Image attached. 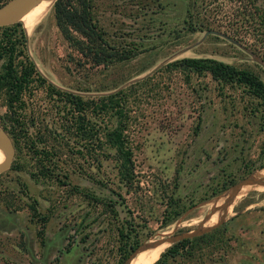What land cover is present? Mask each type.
I'll list each match as a JSON object with an SVG mask.
<instances>
[{
  "label": "rangeland",
  "instance_id": "374dc122",
  "mask_svg": "<svg viewBox=\"0 0 264 264\" xmlns=\"http://www.w3.org/2000/svg\"><path fill=\"white\" fill-rule=\"evenodd\" d=\"M55 1L32 31L14 21L25 30V52L42 82L33 76L11 109L0 90V128L11 135L14 149L9 169L0 174V264H59L64 249L80 264H118L134 235L140 245L192 231L211 202L223 205L225 197L216 199L228 189H220L224 183L255 171V178L264 179L260 103L208 75L186 80L164 69L182 58H208L249 69L264 84V61L254 52L219 36L203 38L207 31L186 32L188 11H198V19L221 34L227 26L223 17L234 9L229 1L214 2L220 15L211 16L195 0H89L103 32L96 56L63 39L53 16ZM257 5L264 10V0ZM115 51L129 57L117 61L109 56ZM47 86L82 102L123 91L129 185L118 179L114 152L104 157L97 151L105 139L102 128L112 120L83 112L98 127L97 138L86 142L74 128L77 113ZM235 196L217 227L224 230L219 250L170 264H264V188L243 185ZM182 206L184 211L163 226L166 212ZM119 228L129 239L118 237ZM171 245L135 252L129 264L148 255L155 262Z\"/></svg>",
  "mask_w": 264,
  "mask_h": 264
},
{
  "label": "trees",
  "instance_id": "16d2710c",
  "mask_svg": "<svg viewBox=\"0 0 264 264\" xmlns=\"http://www.w3.org/2000/svg\"><path fill=\"white\" fill-rule=\"evenodd\" d=\"M7 0H0V6ZM201 5V11L207 15H220L213 5L216 1L221 0H195ZM234 7L230 15L223 17L226 19L227 26L221 34L232 41L245 46L250 51L257 54L264 61V10L257 5V0H227ZM244 1V3H243ZM217 8V5H216ZM193 15L188 11L183 24L186 26L187 33L212 31L214 28L211 22H203L198 19L199 12ZM222 13V12H221ZM53 16L55 25L65 41L75 46L77 50L83 46L89 51L92 50L94 55L101 51L100 42L102 41L103 32L98 27L96 20L92 16L89 0H56L53 5ZM210 16V17H211ZM230 23V24H229ZM231 23L236 24L232 28ZM21 24V23H20ZM20 24H13L11 27L0 28V90L5 91L7 105L11 109L13 105L21 101L25 89L33 80V76L39 81L38 74L34 69L25 52L24 29ZM22 27V28H21ZM24 30V31H23ZM218 31V30H217ZM250 41V42H248ZM101 52H99L100 54ZM109 56L119 61L127 59L129 55L115 51ZM99 61V59H97ZM168 71H177L189 79L190 75L205 76L208 75L211 80L223 85L237 86L249 96L257 100L264 112V84L259 77L249 69H240L234 66L208 58H182L167 64L164 68ZM48 90L67 102L70 108L77 114L73 123L76 133L83 137L86 142L97 138L98 127L92 125L90 118H85L82 114H92L91 117L100 118L101 121H111L112 124L107 128H102V137L105 138L97 151L101 156L107 157L108 151H113L116 159L117 176L120 182L129 185L132 178L131 149L126 141L127 131V107L123 91L112 93L100 97L93 101H85L71 94L61 93L47 86ZM92 105V106H90ZM84 122V125H83ZM8 134H10L8 132ZM10 138L11 135H10ZM13 139V138H12ZM11 139V140H12ZM89 143H86V151L89 154ZM101 147V148H100ZM35 157L39 152L33 146L30 150ZM95 150H93L94 153ZM262 170V169H261ZM232 183H224L220 189L225 190ZM221 192V191H220ZM214 191L212 195H218ZM89 202V201H88ZM185 207L171 209L163 216L162 225L166 226L184 211ZM120 239L128 238L127 232L123 233L122 228L118 229ZM224 230L216 228L211 232L195 237L192 239L182 240L168 247L153 264H170L177 257L181 260H191L202 256L203 250H209L212 253L219 250V243L222 242ZM134 235V242L129 246V251H124L118 264H122L129 252H132L138 245ZM212 248V249H209ZM123 248H120V251ZM197 254V255H196ZM129 260V259H128ZM127 260V261H128ZM126 261V263H127ZM125 263V264H126Z\"/></svg>",
  "mask_w": 264,
  "mask_h": 264
},
{
  "label": "water",
  "instance_id": "95a60500",
  "mask_svg": "<svg viewBox=\"0 0 264 264\" xmlns=\"http://www.w3.org/2000/svg\"><path fill=\"white\" fill-rule=\"evenodd\" d=\"M41 1L54 2L55 0H8L7 2H5L4 4H2L0 6V27L17 23V22H13V21H16L17 19H19L24 14V12L27 10V8H30V7L40 3ZM3 21L7 22V23H2ZM208 35H215V36L222 37L225 40H227L228 42L237 45L236 42L232 41L231 39L225 37L224 35H222L220 33L214 32V31L205 32L203 35V38H205ZM0 149L2 150V152L4 154L3 160L0 163V174H1V173L5 172L6 170L9 169V166H10L12 158H13V152H14L11 140H10L9 136L7 135V133L2 128H0ZM261 169H263V168H261ZM261 169H258V170H261ZM255 172L244 177V178H242L241 180L232 184L231 186H229L228 189H226L225 192L216 199V200H218L221 197L226 198L223 202L222 207H221V210L223 213L222 218L220 219V221L217 224H215L214 226H211V227H202L204 222H206L208 220V218L216 211L214 208H212L209 211L208 215H206L203 218L202 222L194 230L189 231V232H182V233H178V234H174V235H168L165 238L155 240L154 242H151V243H145L144 242V243L138 245L130 253V255L127 257V259L122 264H125L126 261L128 259H130L135 252H138L140 250L144 251L147 249H152L155 246L162 244V243H166L169 245L175 244V243L180 242L182 240L192 239V238L201 236V235L206 234L207 232H210L211 230L217 228L219 225H221L224 222L226 210H227L228 206L232 203L233 199L235 198V195L238 192V189L241 186L251 185V186H255V187L264 188V179L263 178H255L254 177Z\"/></svg>",
  "mask_w": 264,
  "mask_h": 264
},
{
  "label": "bare ground",
  "instance_id": "6f19581e",
  "mask_svg": "<svg viewBox=\"0 0 264 264\" xmlns=\"http://www.w3.org/2000/svg\"><path fill=\"white\" fill-rule=\"evenodd\" d=\"M49 5H50V1H41L40 3L34 5L30 8H27V10L24 12V14L18 20L22 21V23L24 24V27L26 28V30L28 32L32 31L36 22L48 11ZM2 23H7V22L3 21ZM3 157H4V154H3L2 150L0 149V163L3 160ZM237 198H239V196H237ZM209 205H210V207L209 206L207 207L208 212L212 208H214L216 211L208 218V220L206 222H204L205 227H211V226H214L215 224H217L220 221V219L222 218V214H223L222 210H221L222 205H219V203L211 202ZM231 209H232V205L230 204L226 210L225 217L231 212ZM208 212L201 215L200 217L201 218H202V216L204 217ZM200 214H201V212H200ZM130 262L131 261L129 260V261H127L126 264H129ZM153 262H154V256L148 255L144 259H142L138 262H133L132 264H153Z\"/></svg>",
  "mask_w": 264,
  "mask_h": 264
},
{
  "label": "flooded vegetation",
  "instance_id": "af4514ba",
  "mask_svg": "<svg viewBox=\"0 0 264 264\" xmlns=\"http://www.w3.org/2000/svg\"><path fill=\"white\" fill-rule=\"evenodd\" d=\"M6 219H12V212H8L5 216ZM5 219V220H6ZM64 249V248H63ZM77 264L81 262V260L77 259V256L72 254L71 250L64 249V252L59 260V264Z\"/></svg>",
  "mask_w": 264,
  "mask_h": 264
},
{
  "label": "crops",
  "instance_id": "0c3cea01",
  "mask_svg": "<svg viewBox=\"0 0 264 264\" xmlns=\"http://www.w3.org/2000/svg\"><path fill=\"white\" fill-rule=\"evenodd\" d=\"M236 197V196H235Z\"/></svg>",
  "mask_w": 264,
  "mask_h": 264
}]
</instances>
